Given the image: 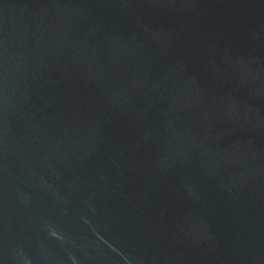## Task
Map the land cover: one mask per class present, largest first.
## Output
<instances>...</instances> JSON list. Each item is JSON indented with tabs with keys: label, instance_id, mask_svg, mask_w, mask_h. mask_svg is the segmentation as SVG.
Returning a JSON list of instances; mask_svg holds the SVG:
<instances>
[{
	"label": "water",
	"instance_id": "obj_1",
	"mask_svg": "<svg viewBox=\"0 0 264 264\" xmlns=\"http://www.w3.org/2000/svg\"><path fill=\"white\" fill-rule=\"evenodd\" d=\"M0 264H264V0H0Z\"/></svg>",
	"mask_w": 264,
	"mask_h": 264
}]
</instances>
